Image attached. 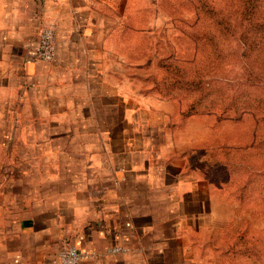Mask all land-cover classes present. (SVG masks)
Wrapping results in <instances>:
<instances>
[{
    "label": "crops",
    "instance_id": "crops-1",
    "mask_svg": "<svg viewBox=\"0 0 264 264\" xmlns=\"http://www.w3.org/2000/svg\"><path fill=\"white\" fill-rule=\"evenodd\" d=\"M132 19V0H0V111L17 115L0 126L52 150L29 156L15 182L0 167V264H60L68 245L87 253L80 264H206L190 235L202 228L201 174L137 129L143 106L115 79ZM44 28L56 33L48 63L34 57ZM163 100L161 131L183 130L179 100Z\"/></svg>",
    "mask_w": 264,
    "mask_h": 264
},
{
    "label": "rangeland",
    "instance_id": "rangeland-1",
    "mask_svg": "<svg viewBox=\"0 0 264 264\" xmlns=\"http://www.w3.org/2000/svg\"><path fill=\"white\" fill-rule=\"evenodd\" d=\"M132 18L139 32L126 36L115 79L143 106L137 129L167 140L156 149L185 152L201 174L202 228L190 234L196 254L206 264H264V0H132ZM163 98L184 101L198 118L161 131L171 106ZM17 138L14 127L0 126V167L14 169L3 182L33 166V153L51 150Z\"/></svg>",
    "mask_w": 264,
    "mask_h": 264
},
{
    "label": "built area",
    "instance_id": "built-area-1",
    "mask_svg": "<svg viewBox=\"0 0 264 264\" xmlns=\"http://www.w3.org/2000/svg\"><path fill=\"white\" fill-rule=\"evenodd\" d=\"M57 53L56 33L53 28H44L39 37V43L35 54L43 62H52ZM124 250V249H122ZM119 247L113 248L112 252H119ZM60 264H80L87 257V253L74 246H65L58 253Z\"/></svg>",
    "mask_w": 264,
    "mask_h": 264
},
{
    "label": "trees",
    "instance_id": "trees-1",
    "mask_svg": "<svg viewBox=\"0 0 264 264\" xmlns=\"http://www.w3.org/2000/svg\"><path fill=\"white\" fill-rule=\"evenodd\" d=\"M177 99V98H176ZM179 100V99H178ZM179 103L181 104V108H182V114L186 117V116H193V115H197L199 112H196V111H192V109L191 110H189V111H186V109H185V102L184 101H180L179 100ZM194 107V105L192 106V108ZM209 111H211V110H209Z\"/></svg>",
    "mask_w": 264,
    "mask_h": 264
}]
</instances>
